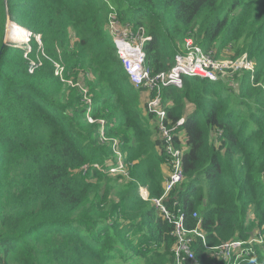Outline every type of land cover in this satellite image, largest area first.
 I'll return each instance as SVG.
<instances>
[{
    "label": "trees",
    "instance_id": "16d2710c",
    "mask_svg": "<svg viewBox=\"0 0 264 264\" xmlns=\"http://www.w3.org/2000/svg\"><path fill=\"white\" fill-rule=\"evenodd\" d=\"M5 1L0 264H176L171 219L179 214L208 248L256 230L263 244L255 261L264 264V0ZM5 8L8 39L31 34L26 55L23 46L2 47ZM112 17L151 37L144 53L152 75L173 66L187 39L215 59L227 49L232 60L246 54L254 66L215 82L183 77L181 89L160 91L172 145L183 151V180L163 203L171 219L139 195L162 196L165 144L123 69ZM187 105L192 111L173 130ZM115 151L126 177L107 171ZM189 238L195 262L181 264H220Z\"/></svg>",
    "mask_w": 264,
    "mask_h": 264
},
{
    "label": "built area",
    "instance_id": "2783aa9c",
    "mask_svg": "<svg viewBox=\"0 0 264 264\" xmlns=\"http://www.w3.org/2000/svg\"><path fill=\"white\" fill-rule=\"evenodd\" d=\"M127 25L119 24L114 17H112L109 23L110 32L112 33L110 35L131 85L135 89H143L154 95V97L149 98L145 102V105L147 112L152 113L156 119L159 134L165 144L166 163L168 166V175L163 183L162 196L157 199H150L148 192L142 188L140 189V195L144 201H150L164 217L171 219L163 203L169 193L183 180L181 163L183 151L172 145V136L165 124L166 113L162 106L161 98L159 97L160 91L168 86L181 88L183 77L215 82L218 80L217 75L219 73L228 72L232 74L241 70L253 73L254 66L253 63L248 60L247 55H242L229 62L218 61L212 57L213 54L211 52L205 53L200 47L195 45L191 39H187L183 43L181 53L175 55L173 66L166 72L152 75L150 69L145 65L144 53V45L151 40V37L146 35L141 27H139L135 33L129 32L125 30ZM30 36L31 34L28 32L27 40L19 44L25 48V55L30 51V46L28 45ZM34 38L40 45L39 36H34ZM9 41H11V39H9ZM30 64L29 73H31L32 68L35 67L33 62H30ZM55 67V75L61 76L62 69L57 65H55ZM85 100L88 105L86 118L92 123L94 121L90 119L89 115L91 103L89 99ZM183 124L184 119H180L173 127V130ZM115 154L117 155V163L107 171L111 175L126 177V165L121 161L120 154L117 152H115ZM94 167L99 169L97 165H94ZM193 217H196V214H193ZM171 220L174 225V236L177 240V247L174 252L176 264H181L182 260L185 258L193 263L195 262L190 247V235H195L200 238L204 247L211 251L213 257L218 259L222 264H243L246 262L257 264L255 261V248L263 244V239L258 233L245 241L234 240L223 242L215 247L208 248L204 242V235L202 232L197 229L187 230L184 227L183 215L179 214L176 219Z\"/></svg>",
    "mask_w": 264,
    "mask_h": 264
},
{
    "label": "rangeland",
    "instance_id": "374dc122",
    "mask_svg": "<svg viewBox=\"0 0 264 264\" xmlns=\"http://www.w3.org/2000/svg\"><path fill=\"white\" fill-rule=\"evenodd\" d=\"M107 5L109 6V4L107 3ZM139 29V27H137V28H134V27H132L131 25H127V27H126V29L125 30H127V31H129V32H131V33H135L137 30ZM109 33L110 34H112L110 31H109ZM38 36V35H37ZM4 41V40H3ZM8 43H10V44H13V45H17V46H20L19 44L20 43H22L21 41H18V40H12L11 39V41H9V39H8ZM22 46V45H21ZM242 55H246V54H242ZM241 55V56H242ZM232 56H233V52L231 51V50H229V49H227V51L226 52H224V51H221L220 52V54L218 55V57H217V59L216 60H218V61H221V62H229V61H232ZM240 56V57H241ZM212 57H213V55H212ZM235 60V59H234ZM30 66H31V64H30ZM230 75H232V74H229L228 72H223V73H219L218 75H217V77H218V80L219 79H222V78H230ZM133 87V86H132ZM134 88V87H133ZM135 89V88H134ZM136 90V89H135ZM145 91V90H144ZM85 93V90H83V94ZM160 97V96H159ZM101 134L103 135V131L101 130ZM102 141L103 142H108V140L107 139H102ZM117 153H119L118 151H116ZM251 218V217H250ZM247 222H250L249 221V219H247ZM254 233H256V230H255V232ZM261 237H262V235L260 234V233H258ZM262 239H263V237H262ZM258 246H260V245H258ZM219 261V260H218Z\"/></svg>",
    "mask_w": 264,
    "mask_h": 264
},
{
    "label": "crops",
    "instance_id": "0c3cea01",
    "mask_svg": "<svg viewBox=\"0 0 264 264\" xmlns=\"http://www.w3.org/2000/svg\"><path fill=\"white\" fill-rule=\"evenodd\" d=\"M201 80H204V79H201ZM176 88V87H175ZM177 89H181V88H177ZM136 90H142L141 92H140V101H141V103L143 104V105H145V102L149 99V98H152L151 97V94L149 93V92H147V91H144L143 89H136ZM192 111V106L191 105H187V107H186V109H185V113L183 114V116L181 117V119H184V122H185V119L187 118L186 116L190 113ZM101 136H102V139H103V135L101 134ZM116 142H114L113 143V145L115 144ZM116 152V151H115ZM115 152H114V156L116 157L117 155L115 154ZM116 163H117V159H116V161H115V165H116ZM115 165H113V166H111V167H114ZM111 167H109L108 168V170L111 168ZM100 169V168H99ZM163 169L168 173V169L167 168H165V167H163ZM140 189L141 188H139V195H140ZM142 189H145V188H142ZM146 190V189H145ZM147 191V190H146ZM140 197H141V195H140ZM256 233H253V234H251L250 235V237H252L253 235H255ZM249 237V238H250ZM262 245H260V246H258L257 248H255V250H256V254H257V251H258V248H260ZM246 263H248V264H252V263H249V262H246ZM246 263H243V264H246ZM256 263L257 264H259L257 261H256ZM220 264H222L221 262H220Z\"/></svg>",
    "mask_w": 264,
    "mask_h": 264
},
{
    "label": "water",
    "instance_id": "95a60500",
    "mask_svg": "<svg viewBox=\"0 0 264 264\" xmlns=\"http://www.w3.org/2000/svg\"><path fill=\"white\" fill-rule=\"evenodd\" d=\"M4 1H5V0H4ZM5 3H6V1H5ZM5 13H6V23H5L6 26H5V35H4V41H3L2 47L6 45V42H8V36H7V31H8V29H7V25H8V23H11V22L9 21V19H8L7 8H5ZM0 54H1V51H0Z\"/></svg>",
    "mask_w": 264,
    "mask_h": 264
},
{
    "label": "bare ground",
    "instance_id": "6f19581e",
    "mask_svg": "<svg viewBox=\"0 0 264 264\" xmlns=\"http://www.w3.org/2000/svg\"><path fill=\"white\" fill-rule=\"evenodd\" d=\"M9 24V23H8Z\"/></svg>",
    "mask_w": 264,
    "mask_h": 264
}]
</instances>
